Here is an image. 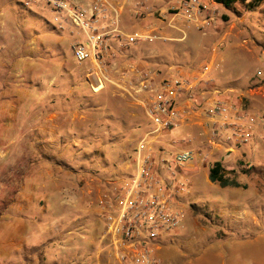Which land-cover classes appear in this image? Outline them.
<instances>
[{
	"label": "rangeland",
	"instance_id": "1",
	"mask_svg": "<svg viewBox=\"0 0 264 264\" xmlns=\"http://www.w3.org/2000/svg\"><path fill=\"white\" fill-rule=\"evenodd\" d=\"M145 4L151 13L136 16L127 7L122 29L154 30L158 39L129 47L114 43L113 56L95 65L74 60L71 43L81 35L56 32L44 4L24 9L14 0H0V264H120L104 237L97 198L133 171L136 147L151 131L140 104L144 94L135 93L141 79L187 78L196 82L194 96L211 89L222 96L228 89L241 94L256 88L264 104V1L250 10L240 3L230 9L204 3L201 19L207 16L212 24L202 30L173 16L164 0ZM231 24L237 40L233 33L221 42ZM213 49L216 58L208 71ZM257 125L264 132V115ZM263 132L253 129L245 144L228 141L225 147L237 154L223 163L228 179L261 194ZM166 140L149 145L156 160L171 161L175 155ZM179 140L193 156L172 168L185 191L174 205L179 225L163 239L161 264L186 263L198 247L215 244L227 230L226 219L219 217L227 192L208 180L218 157L205 148L199 153L192 139ZM250 210L264 214V199L251 202Z\"/></svg>",
	"mask_w": 264,
	"mask_h": 264
},
{
	"label": "built area",
	"instance_id": "2",
	"mask_svg": "<svg viewBox=\"0 0 264 264\" xmlns=\"http://www.w3.org/2000/svg\"><path fill=\"white\" fill-rule=\"evenodd\" d=\"M14 1L24 9L44 4L52 14L56 32L69 36L78 32L81 37L71 43L72 56L77 63H102L113 56L114 43L129 47L141 40L158 39L154 30L141 34L122 29V17L128 6L136 16L144 11L151 13L145 0ZM164 1L173 16L197 24L200 30L212 24L207 16L201 19L202 13L206 12L201 0H176L175 4L171 0ZM195 89L196 82L187 78L162 79L157 83L152 78H144L137 85L135 93L144 94L140 104L153 128L136 147L133 171L122 180L110 183L97 198L99 214L106 226L104 237L120 264H158L154 257L156 249L164 237L178 229L180 213L174 205L185 186L174 180L172 168L191 161L193 153L183 150L171 161L166 158L156 160L148 138L180 125L184 111L179 109L176 100L182 95L191 100ZM213 98L205 110L206 116L213 120L212 143L220 139L219 133L229 132L233 133L226 137L230 144L247 143L250 131L241 123L244 118L241 111L218 96V91L214 92Z\"/></svg>",
	"mask_w": 264,
	"mask_h": 264
},
{
	"label": "crops",
	"instance_id": "3",
	"mask_svg": "<svg viewBox=\"0 0 264 264\" xmlns=\"http://www.w3.org/2000/svg\"><path fill=\"white\" fill-rule=\"evenodd\" d=\"M202 1L207 4L210 1L213 5L218 6L213 0ZM166 20L169 21L168 16ZM233 33H235L233 36H235L236 41L238 38V31L236 32L234 25L231 24L223 32L220 41H228ZM231 46L235 49L239 44L236 42ZM215 58L216 53L213 49L212 55L210 56V63L207 66L208 71L211 69ZM196 75L203 78V75H206V73L203 75L197 73ZM91 85L93 86V84ZM255 89L249 91L244 89L245 91L241 94H236L233 90L228 89L222 93L221 98L228 104H235L236 108L241 111H239L240 115L244 117L241 123L249 128L252 133L255 128H257V133H262V127L260 128L257 123L262 121L264 104L260 101V97L262 98L260 91H256ZM213 90L211 89L210 92H208V90L203 92L196 91L195 96L191 100H187V95H182V97L178 98L176 100L177 106L181 111H184L180 125L170 131H164L155 135V138L151 140L150 144L159 143L160 137L165 136L167 138L166 145L176 151V154L183 151L182 148L179 147L181 145L179 139L181 137H187L196 141L199 153H202L201 151L204 150V148L207 149L210 157H218L216 161L221 162L224 167L223 163L235 157L237 151L233 148L225 147L227 145L226 133H219L220 139L215 143L211 141L213 120L206 116L205 110L211 104L212 100L215 99L213 98ZM151 127L153 128L152 124ZM159 149L160 152H163V149L160 147ZM188 167L193 166L189 165ZM48 180L49 183H59V181H56L57 179ZM236 183L238 184L237 187L220 186L227 192V205L225 207L227 210L223 208L222 213H219V217L221 216L226 219V232H223L224 235L222 234L221 237L216 236V239L220 240L215 242V244L207 247H198L195 254H193L190 259H186V263L184 264H264V214H260V212L258 213L257 211L251 213L250 210L251 202L255 201L259 203V201L264 199V192L261 194L260 191L251 189L252 185L246 187L242 182L236 181ZM179 200L178 198L177 202ZM98 213H100L99 208ZM261 218L262 220H260ZM8 230H10V228ZM25 234H28L27 229ZM27 237L28 236L25 237V240L23 239L24 242H26ZM101 240H103V238H101ZM34 243L35 242H31L28 244L32 246ZM166 245L167 242L162 240L155 251L154 257L158 264L163 262V252L166 250ZM32 248L35 250L39 247L32 246ZM41 248L44 247L42 246ZM27 261L28 260H24V263ZM36 262H38L37 259Z\"/></svg>",
	"mask_w": 264,
	"mask_h": 264
},
{
	"label": "trees",
	"instance_id": "4",
	"mask_svg": "<svg viewBox=\"0 0 264 264\" xmlns=\"http://www.w3.org/2000/svg\"><path fill=\"white\" fill-rule=\"evenodd\" d=\"M264 0H250L245 3L246 0H213L217 5L223 6L226 9L232 8L235 4L240 3L245 5L246 10H250L258 6ZM224 167L221 162H215L208 169V179L213 184H218L221 187L232 186L237 187L236 181L228 179L224 175Z\"/></svg>",
	"mask_w": 264,
	"mask_h": 264
},
{
	"label": "bare ground",
	"instance_id": "5",
	"mask_svg": "<svg viewBox=\"0 0 264 264\" xmlns=\"http://www.w3.org/2000/svg\"><path fill=\"white\" fill-rule=\"evenodd\" d=\"M89 79L92 81L93 80V78L92 77H89ZM96 79V78H95Z\"/></svg>",
	"mask_w": 264,
	"mask_h": 264
}]
</instances>
